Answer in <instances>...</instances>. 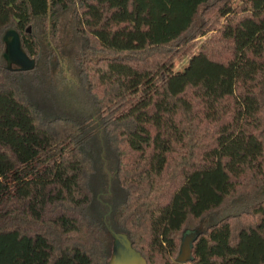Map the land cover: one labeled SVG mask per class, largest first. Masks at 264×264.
<instances>
[{
    "label": "trees",
    "instance_id": "obj_1",
    "mask_svg": "<svg viewBox=\"0 0 264 264\" xmlns=\"http://www.w3.org/2000/svg\"><path fill=\"white\" fill-rule=\"evenodd\" d=\"M110 229L264 264V0H0V264H107Z\"/></svg>",
    "mask_w": 264,
    "mask_h": 264
},
{
    "label": "water",
    "instance_id": "obj_2",
    "mask_svg": "<svg viewBox=\"0 0 264 264\" xmlns=\"http://www.w3.org/2000/svg\"><path fill=\"white\" fill-rule=\"evenodd\" d=\"M2 39L4 41L2 56L6 65L12 64L15 69L19 70H27L33 67L34 59L27 56L20 47L18 35L14 30L6 29L2 34ZM109 232L112 240L107 264H145L144 258L131 246L124 232L111 229ZM192 235V231L183 234L176 255L177 261H184L189 258V240Z\"/></svg>",
    "mask_w": 264,
    "mask_h": 264
},
{
    "label": "rangeland",
    "instance_id": "obj_3",
    "mask_svg": "<svg viewBox=\"0 0 264 264\" xmlns=\"http://www.w3.org/2000/svg\"><path fill=\"white\" fill-rule=\"evenodd\" d=\"M6 29H9V28H6ZM6 29H5V30H6ZM212 31H214V29L205 30V31L203 32L202 35H197V36L195 37V39L200 40V39H202L203 37H207V36H209L210 34L213 33ZM3 51H4V50H3ZM185 60H186V57H181V58L175 60L176 62H175V64L173 65V68H177V67L182 66V64L185 62Z\"/></svg>",
    "mask_w": 264,
    "mask_h": 264
}]
</instances>
